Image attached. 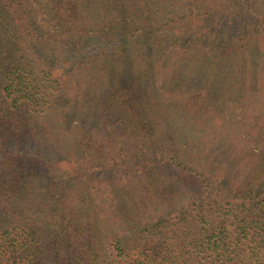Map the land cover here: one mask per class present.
Returning a JSON list of instances; mask_svg holds the SVG:
<instances>
[{"label":"trees","instance_id":"1","mask_svg":"<svg viewBox=\"0 0 264 264\" xmlns=\"http://www.w3.org/2000/svg\"><path fill=\"white\" fill-rule=\"evenodd\" d=\"M0 264H264V0H0Z\"/></svg>","mask_w":264,"mask_h":264},{"label":"rangeland","instance_id":"2","mask_svg":"<svg viewBox=\"0 0 264 264\" xmlns=\"http://www.w3.org/2000/svg\"><path fill=\"white\" fill-rule=\"evenodd\" d=\"M177 7H178V11H180V12H183V11L186 12V11H188V10L191 9L190 6L187 5V4L184 3V2H180V3H178ZM40 15H41V14H40ZM39 18H40V17H39ZM39 18H38V19H39ZM40 21H41L42 23H44L43 25H44L46 28H50L51 26H54V25H55L54 22H52V21L49 20V16H48V15H43V16L40 18Z\"/></svg>","mask_w":264,"mask_h":264}]
</instances>
